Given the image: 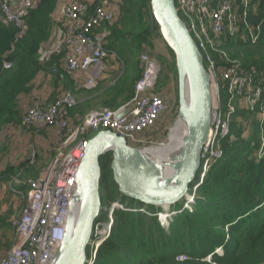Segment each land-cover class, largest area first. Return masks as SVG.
Returning a JSON list of instances; mask_svg holds the SVG:
<instances>
[{
	"label": "trees",
	"instance_id": "16d2710c",
	"mask_svg": "<svg viewBox=\"0 0 264 264\" xmlns=\"http://www.w3.org/2000/svg\"><path fill=\"white\" fill-rule=\"evenodd\" d=\"M149 1L118 0L117 18L108 26L105 50L115 55L113 59L123 66V72L104 90L100 88L108 82L107 70L94 89H76L75 84L83 81V77L64 71V52L44 51L58 26L53 15L59 0H37L35 6L27 8L21 36L13 24L0 21V63L6 61L11 64L9 69L2 68L0 64V133L4 127L19 124L23 113L35 104H30L23 111L20 99L30 93L31 83L42 72L51 71L56 90L55 95L40 102L42 104L53 103L63 92L76 95L81 89L86 95L97 92V95L105 97L104 105L112 110L127 103L133 97L134 86L142 74L140 55L152 49L153 37L161 39L150 14ZM95 4L96 0L88 3L90 11ZM249 6L246 18L242 11L235 15L236 34L240 33L242 37L221 35L216 39V46L227 59L237 61L242 69L264 74V0H250ZM244 21L248 23L249 31L257 34L254 41L249 37ZM211 57L219 69L226 66L223 55L212 52ZM168 65L167 69L170 68L176 78L174 59ZM157 81L160 90L166 85V72H161ZM223 86L220 87V96L226 101ZM175 92L177 96L176 84ZM259 106L264 108V102H260L257 109ZM83 113L80 102L66 107L68 121L82 117ZM238 113L243 120H250L247 137L243 138V128L237 123L230 126L228 135L219 143L222 155L214 159L197 186L190 209L172 216L167 228L160 226L154 216L161 209L140 205L117 192L109 169L111 154L101 157L100 194H108L111 201L122 204L127 201L125 208L128 211L114 212L110 236L98 248L94 264H264V156L257 161L255 155L260 148L261 123L251 112L241 110ZM93 135L89 132L85 137ZM200 172L190 186V194L198 183ZM15 174L28 180L37 177L31 171L30 160L25 159L0 170V182H7ZM19 190L26 198L27 182ZM182 206L178 204L172 211L177 212ZM7 222V214L1 210L0 251L10 249L13 243L14 226ZM3 231L9 232L6 240L1 238ZM218 249H221L220 254ZM182 255L187 259L178 261Z\"/></svg>",
	"mask_w": 264,
	"mask_h": 264
},
{
	"label": "built area",
	"instance_id": "2783aa9c",
	"mask_svg": "<svg viewBox=\"0 0 264 264\" xmlns=\"http://www.w3.org/2000/svg\"><path fill=\"white\" fill-rule=\"evenodd\" d=\"M174 1L178 15L202 52L205 67L212 74L214 82L216 80L224 82L226 93L228 92L227 95L231 97L234 93L248 94L252 88V85L248 84L250 81L248 76L258 78L259 83L263 85L256 88L252 100L253 103L260 101L264 97V74H257L255 70L242 69L237 61L227 59L220 51L221 49L216 46V39L221 35L233 36L237 32L235 15L238 11H242L246 18V8L250 1ZM117 2L118 0H96L94 8L90 11L89 5L85 2L68 0L61 9V16L57 21L59 27L54 29V33L58 30L61 40L60 43H56L52 52L59 50L64 52V71L82 75L84 87L94 89L107 68V62L115 57L114 54L105 50V42L109 36L108 26L114 22L117 15ZM36 3L37 0H0V21L13 24L19 31L18 35L21 36L25 25L24 13L27 8L35 6ZM244 25L249 37L254 41L257 34L249 31L246 21ZM211 51L223 55L226 66L219 69L211 57ZM140 63L142 74L134 86L133 97L114 110L91 111L73 127L67 120L66 107L73 106L75 100L73 95L63 92L53 103L42 104L38 101L23 113L20 122L22 126L53 130L54 134L64 141V147L68 150L61 148L64 150L63 155L57 156L35 179L27 181L25 210L20 213L14 223L12 246L0 259V264H51L64 237L69 203L75 188V177L84 148L90 139L85 137L84 131L95 134L102 130H109L125 138L128 144L142 147L151 144L147 133L152 132L156 122L165 114L167 101L161 92L163 89L159 93L155 92L160 73L159 63L146 53L140 56ZM0 64L4 69L11 67V64L6 61ZM216 86L217 97L212 112L209 140L201 153L202 166L205 161L218 159L222 155L214 147L217 135L211 134L213 124L218 118L215 112L219 110V87ZM243 100H246L245 96ZM228 101L230 103V98ZM228 132V127L224 123L222 137L227 136ZM219 153L220 156H218ZM205 173L204 171L203 177ZM193 199L192 195L187 200L188 207L184 208L183 205L174 214L190 209ZM116 210L125 211V205L119 202L112 204L107 211L106 222L99 225L97 220L95 221L88 244L90 254L85 264L95 263L98 248L110 236L113 214ZM172 214L170 213L169 217ZM159 216L160 214H156L155 217L160 226L167 228V221L160 220ZM58 243H60L59 246ZM217 253L220 254L221 249H218ZM186 259L184 255L177 258L179 261Z\"/></svg>",
	"mask_w": 264,
	"mask_h": 264
},
{
	"label": "water",
	"instance_id": "95a60500",
	"mask_svg": "<svg viewBox=\"0 0 264 264\" xmlns=\"http://www.w3.org/2000/svg\"><path fill=\"white\" fill-rule=\"evenodd\" d=\"M149 5L158 34L174 59L176 124L180 123L184 129L181 142L166 156L163 165L144 152L152 148L131 146L125 138L109 130L96 132L84 148L64 237L51 264H85L87 261L94 223L101 215L100 159L105 154H111L109 169L117 192L140 205L162 211L163 207L169 210L182 204L191 195L190 186L201 170V153L209 140L213 101L214 96L217 97L216 89L215 95L213 91L215 82L205 67L202 52L178 15L175 1L150 0ZM72 208L80 211L75 224L70 217ZM168 213L175 215L172 210Z\"/></svg>",
	"mask_w": 264,
	"mask_h": 264
},
{
	"label": "rangeland",
	"instance_id": "374dc122",
	"mask_svg": "<svg viewBox=\"0 0 264 264\" xmlns=\"http://www.w3.org/2000/svg\"><path fill=\"white\" fill-rule=\"evenodd\" d=\"M80 1H83L87 4L88 3L91 4L93 0H80ZM66 3H68V0H64V5ZM249 4L246 10H248V8L250 7ZM234 37H242V36L240 33L238 34L235 33ZM60 40H61V35L58 34V31H55L54 35L50 39L49 45L46 47L44 51L46 53L52 52L54 46L56 45V43H60ZM152 43H153L152 49L150 50L147 49L146 54L152 57L153 59H155L159 63L160 65L159 77H160L161 72L163 71L166 72V77H167V81L165 83L166 85L162 84V85H165L162 88L163 90L162 89L159 90L160 85L158 84V81H157L155 92L159 93V91L162 90L161 92L163 93V96L165 97V100L167 101V106H166L165 114L162 115L160 119L156 122L155 128L152 130V132L147 133L148 134L147 136L149 137V141L151 142V144L146 146L145 148H150V146H153V148L167 146V144L169 143V137H170L171 131L177 125L176 124L177 96L175 92V84L177 85V79L175 78L174 74L171 71H169L170 68L167 69V67L169 66L168 64L172 62L173 58H172V55L165 48L164 43L161 39L153 37ZM139 60H140V57H139ZM162 60H164L163 63H162ZM140 67H141V63H140ZM106 70L108 72V82L107 84L101 86L100 88L101 90L107 89L118 78L121 77L122 72H123V66H121L117 62L115 63L111 62L109 64V69L106 68ZM216 74L218 73L216 72ZM248 78L250 79L248 84L252 85V88L250 89L248 94L241 92L240 94L234 93L232 95L233 97L232 96L230 97L227 95L226 101H224L220 96V87L221 85H224L223 87H225L224 82H221L220 80L215 81V88H217L216 85H218L219 87L218 89L219 91L218 92L219 110H216L215 112L218 114V118L215 120L213 124V129H212L214 131L213 134L217 135V138L214 141V147L215 149L218 150V152H221V150L219 149L220 147L219 143H220V140L224 138L222 137L224 123H226L228 130L230 126H232L233 123H237L238 125H240L243 128L242 136L243 138L244 137L246 138L248 135L249 129H250V125H249L250 120H247V119L243 120L241 116L238 115L239 114L238 112H240L241 110L251 112V114H254V117L261 123L260 124V129H261L260 148L255 153L256 160L258 161L264 156V108L259 106V108L257 109V107L260 102H264V97H262L260 101L253 103L252 95L254 94L256 88L261 87L263 84L259 83L258 78H253L251 76H248ZM253 80H256V81L253 82ZM80 88H83L86 91L92 90L89 87H84V86ZM81 90H78L77 91L78 94L76 95H73L70 93L71 95H73L75 104L77 102H80L82 104V110L84 112L82 117L76 118L77 120L75 119V120L69 121V125L73 127L78 125V122L82 121L83 118L91 111L104 110V109L112 110L108 108V106L104 105V101L106 100L105 97L103 96L101 97L97 95L96 94L97 92L92 95H89V94L86 95V93L81 92ZM226 94H228V92ZM244 96L246 100H243ZM229 98H230V103L228 101ZM250 119H252V116H250ZM49 131L50 130H47V129L40 130L37 128L36 129L26 128L22 126L20 123L16 124L15 126L4 127L0 133V148H1L0 170H2L8 164L15 165L20 162H23L25 159H29L31 171L33 173H36V175L42 172L45 168H47V166L57 156L63 155L64 150H68V148L64 147V141L61 138L54 136V132L51 134ZM84 132H85V135L89 134V132H86V131ZM51 135H53L54 137L53 136L51 137ZM36 137L39 141L34 140V138ZM230 138L233 139V136H230ZM129 145L135 146L132 144H129ZM61 148H64V150H62ZM220 155L221 154L219 153L218 156ZM213 161L214 160H207L203 163L197 184L202 182L203 180L202 178L205 177ZM204 171L206 173L203 177ZM27 181H28V178H23L22 176L21 177L16 176L15 174V176H13L7 182H4L3 183L4 188L0 189V211L2 210V213H4L5 215L7 214V221H8L7 223L11 224L12 226H14V223L19 217L20 213L25 210L27 198H24V196L21 194L19 187L22 184H24V182H27ZM105 185L106 184H104L103 186L105 187ZM196 188H192L191 195L193 196L195 195ZM109 197L110 196L108 194H103V193L101 194V215L96 221L99 223V225H101V223L106 222L105 217H106L107 211H109V207L114 203L118 204V201H111ZM116 197L119 199L118 195H116ZM125 203H128V202L126 201ZM125 203L123 205H125ZM173 209L174 208H171L167 212L161 210L160 212L156 214H160V216L161 214H166V217H167L166 221L169 224V221L172 217L171 216L169 217L170 214L168 212H171V210ZM125 210L128 211V209L126 208ZM156 214H154V216H156ZM160 220H163V219H160ZM8 236H9L8 231H3L1 233V238H3V240H6ZM8 250L9 248L3 249L0 251V259L6 255ZM89 254H90V248H87V257H89Z\"/></svg>",
	"mask_w": 264,
	"mask_h": 264
},
{
	"label": "crops",
	"instance_id": "0c3cea01",
	"mask_svg": "<svg viewBox=\"0 0 264 264\" xmlns=\"http://www.w3.org/2000/svg\"><path fill=\"white\" fill-rule=\"evenodd\" d=\"M64 5V0H59V4L57 6V9L53 15V20L55 22H57L60 18V14H61V9H62V6ZM58 31V30H57ZM53 35H54V32H53ZM111 62H114L115 63V59H111L107 62V68L109 69V64ZM53 74H51V71H47V72H42L40 73L36 78L35 80L31 83V91L29 94L25 95V96H21V99H20V108L23 109V111L25 109L28 108V106L32 103H34L35 101L38 102H44L46 99L50 98V96H54L55 95V88H54V85H53V77H52ZM82 76V75H81ZM83 86V81H78L76 84H75V87L76 89H80V87ZM42 98H40V97ZM51 134L53 133V131H49ZM49 136V135H48ZM53 135H51L52 137ZM54 136H56L54 134ZM53 136V137H54ZM50 137V136H49ZM34 140L36 141H39L36 138H34ZM4 188V184L0 182V189Z\"/></svg>",
	"mask_w": 264,
	"mask_h": 264
},
{
	"label": "bare ground",
	"instance_id": "6f19581e",
	"mask_svg": "<svg viewBox=\"0 0 264 264\" xmlns=\"http://www.w3.org/2000/svg\"><path fill=\"white\" fill-rule=\"evenodd\" d=\"M213 91H214V95H215V88L213 87ZM215 96H214V101H213V104L215 103ZM184 134V129L182 127V125L180 123H177V125L175 126L174 129H172L171 131V134H170V137H169V143L167 144V146L165 147H155V148H152V149H146L144 152L146 153V155L149 157V158H153L155 160H157L160 164H163L166 159V156L175 148L177 147L180 142H181V139H182V135ZM213 135V131L211 133ZM164 165V164H163ZM192 195L190 196H187L184 200V204L182 203V205H184V208L188 207V203L189 201H187L189 198H191ZM195 199V198H194ZM194 199H193V202H194ZM192 202V203H193ZM185 203H187L185 205ZM191 203V204H192ZM77 204V203H76ZM75 204V205H76ZM164 211H168L167 207H163ZM79 208L76 210L75 208H72L70 210V217L71 219H73L74 221V224L76 222V220L78 219L79 217ZM165 212V213H166ZM162 216V217H161ZM160 216V219H163V220H166L167 217H166V214H161ZM62 241V240H61ZM60 241V242H61ZM59 242V241H58ZM60 245V243H58V246ZM58 249V248H57Z\"/></svg>",
	"mask_w": 264,
	"mask_h": 264
}]
</instances>
